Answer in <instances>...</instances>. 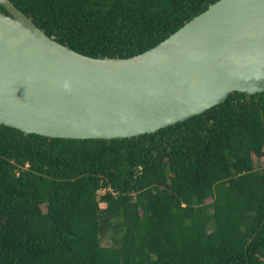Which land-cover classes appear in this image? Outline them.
Wrapping results in <instances>:
<instances>
[{
    "label": "trees",
    "instance_id": "trees-1",
    "mask_svg": "<svg viewBox=\"0 0 264 264\" xmlns=\"http://www.w3.org/2000/svg\"><path fill=\"white\" fill-rule=\"evenodd\" d=\"M9 1L80 54L128 57L216 0ZM0 264H264V91L129 138L0 124Z\"/></svg>",
    "mask_w": 264,
    "mask_h": 264
},
{
    "label": "water",
    "instance_id": "water-1",
    "mask_svg": "<svg viewBox=\"0 0 264 264\" xmlns=\"http://www.w3.org/2000/svg\"><path fill=\"white\" fill-rule=\"evenodd\" d=\"M0 124L51 138L151 133L264 91V0H216L152 47L90 57L0 0Z\"/></svg>",
    "mask_w": 264,
    "mask_h": 264
},
{
    "label": "rangeland",
    "instance_id": "rangeland-1",
    "mask_svg": "<svg viewBox=\"0 0 264 264\" xmlns=\"http://www.w3.org/2000/svg\"><path fill=\"white\" fill-rule=\"evenodd\" d=\"M256 162H257L256 165H258L259 160L256 161ZM97 193H98V194H101V193H102V190H99ZM100 205H103V204H100ZM105 242H106V240H103V241H102V243H105Z\"/></svg>",
    "mask_w": 264,
    "mask_h": 264
}]
</instances>
